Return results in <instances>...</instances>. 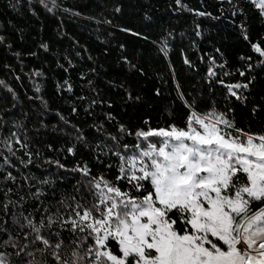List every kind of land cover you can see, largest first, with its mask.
<instances>
[{
    "label": "trees",
    "instance_id": "1",
    "mask_svg": "<svg viewBox=\"0 0 264 264\" xmlns=\"http://www.w3.org/2000/svg\"><path fill=\"white\" fill-rule=\"evenodd\" d=\"M253 44L264 48V15L251 0H0V254L7 264L33 259L16 255L25 244L42 247L32 243L25 217L67 215L73 197L91 199L90 177L74 168L87 165L91 176L115 181L135 132L183 127L186 102L245 130L264 128V56ZM237 83L248 85L233 89L241 99L226 87ZM35 259L52 261L39 252Z\"/></svg>",
    "mask_w": 264,
    "mask_h": 264
},
{
    "label": "snow or ice",
    "instance_id": "2",
    "mask_svg": "<svg viewBox=\"0 0 264 264\" xmlns=\"http://www.w3.org/2000/svg\"><path fill=\"white\" fill-rule=\"evenodd\" d=\"M251 2L264 15V0ZM252 48L264 56L259 44ZM161 51L167 54L166 42ZM226 87L241 99L233 89L248 85ZM186 106L183 127L138 130L134 151L117 153L115 181L131 190L91 176L87 165L74 168L90 177L91 199L73 197L67 215L57 209L36 222L25 217L32 243L42 247L25 244L16 255L33 258L26 264H264V128L245 130L224 113ZM36 252L52 261H37ZM0 264H7L2 254Z\"/></svg>",
    "mask_w": 264,
    "mask_h": 264
},
{
    "label": "rangeland",
    "instance_id": "3",
    "mask_svg": "<svg viewBox=\"0 0 264 264\" xmlns=\"http://www.w3.org/2000/svg\"><path fill=\"white\" fill-rule=\"evenodd\" d=\"M131 153V152H130Z\"/></svg>",
    "mask_w": 264,
    "mask_h": 264
}]
</instances>
